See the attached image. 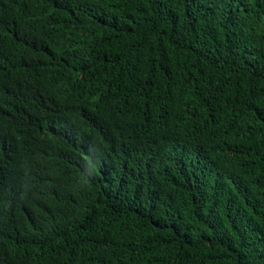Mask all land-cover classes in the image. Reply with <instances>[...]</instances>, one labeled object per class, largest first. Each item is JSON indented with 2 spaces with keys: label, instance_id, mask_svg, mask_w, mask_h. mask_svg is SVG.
Listing matches in <instances>:
<instances>
[{
  "label": "trees",
  "instance_id": "obj_1",
  "mask_svg": "<svg viewBox=\"0 0 264 264\" xmlns=\"http://www.w3.org/2000/svg\"><path fill=\"white\" fill-rule=\"evenodd\" d=\"M11 5L0 264H264V0Z\"/></svg>",
  "mask_w": 264,
  "mask_h": 264
},
{
  "label": "clouds",
  "instance_id": "obj_2",
  "mask_svg": "<svg viewBox=\"0 0 264 264\" xmlns=\"http://www.w3.org/2000/svg\"><path fill=\"white\" fill-rule=\"evenodd\" d=\"M18 2H19V0H12L11 11H10L9 16H11V15L13 14V12H14V10H15L17 4H18ZM60 114H61L60 112H58L57 114L52 113L51 116H52L53 118H59V115H60Z\"/></svg>",
  "mask_w": 264,
  "mask_h": 264
}]
</instances>
